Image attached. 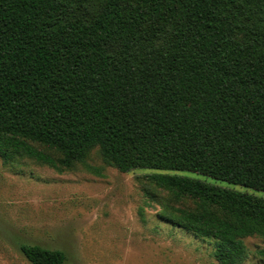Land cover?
<instances>
[{"label":"trees","instance_id":"1","mask_svg":"<svg viewBox=\"0 0 264 264\" xmlns=\"http://www.w3.org/2000/svg\"><path fill=\"white\" fill-rule=\"evenodd\" d=\"M95 148L123 173L264 191V0H0V157L61 169ZM148 179L198 203L164 218L213 239L219 264H242L244 239L264 238V198ZM20 250L31 264L67 261Z\"/></svg>","mask_w":264,"mask_h":264},{"label":"rangeland","instance_id":"2","mask_svg":"<svg viewBox=\"0 0 264 264\" xmlns=\"http://www.w3.org/2000/svg\"><path fill=\"white\" fill-rule=\"evenodd\" d=\"M55 159L61 153L34 143ZM190 177L251 193L264 191L215 180L190 171L136 169L123 173L104 163L99 149L85 162L57 169L27 157H0V264H31L22 244L63 250L65 264H219L215 241L165 220L198 203L177 199L148 179L153 173ZM242 264H264L257 250L264 238L244 239Z\"/></svg>","mask_w":264,"mask_h":264}]
</instances>
